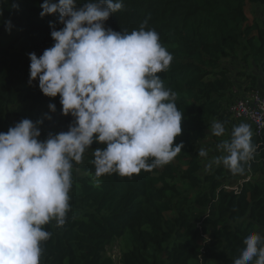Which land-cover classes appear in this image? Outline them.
<instances>
[{"label":"trees","instance_id":"1","mask_svg":"<svg viewBox=\"0 0 264 264\" xmlns=\"http://www.w3.org/2000/svg\"><path fill=\"white\" fill-rule=\"evenodd\" d=\"M58 2V0H54ZM88 0H77L82 6ZM44 0H0V132L13 127L21 102L42 105L47 99L61 112L60 97H47L38 79L29 85V53L38 57L53 46L50 22L56 30L59 13L40 16ZM122 8L105 22L114 31L155 30L172 55L169 68L157 73L176 93L183 113L182 133L174 143L182 151L169 164L142 170L131 177L105 175L94 179V142L73 162L70 210L63 226H44L40 264H234L243 241L256 232L264 236V130L256 134L250 122L233 116L232 69L224 59L252 60L264 77V19L250 17L249 6L264 0H121ZM11 21L10 31L5 22ZM249 80L243 94L258 86V77L239 70ZM239 91V90H238ZM66 132L73 122L62 117ZM20 119L15 121L19 122ZM214 121L222 122L230 139L234 126L250 125L255 152L245 165L250 178L229 174L223 166L206 171L199 153ZM243 174V175H244ZM241 181V182H240ZM177 182L180 185H175ZM126 233L130 247L119 263L107 248Z\"/></svg>","mask_w":264,"mask_h":264},{"label":"clouds","instance_id":"2","mask_svg":"<svg viewBox=\"0 0 264 264\" xmlns=\"http://www.w3.org/2000/svg\"><path fill=\"white\" fill-rule=\"evenodd\" d=\"M121 0H44L40 16L59 13L56 30L50 22L52 47L39 57L29 53V85L47 97H60L61 113L73 122L66 132L49 133L40 140L43 120L23 119L0 132V264H40L42 243L51 233L44 226L55 221L63 226L70 210L73 162L97 142L93 152L94 179L105 175L131 177L142 170L169 164L182 151L174 143L182 133L183 113L176 93L166 88L157 73L166 71L173 59L155 30L117 32L105 27ZM11 21L5 22L10 31ZM51 112L55 104H49ZM46 119L51 116L45 114ZM211 133L225 134L214 121ZM250 125L234 126L230 139L217 144L221 155L205 170L223 166L243 175L252 158ZM198 155L207 157L201 148ZM234 264H264V236L252 232L243 241Z\"/></svg>","mask_w":264,"mask_h":264},{"label":"rangeland","instance_id":"3","mask_svg":"<svg viewBox=\"0 0 264 264\" xmlns=\"http://www.w3.org/2000/svg\"><path fill=\"white\" fill-rule=\"evenodd\" d=\"M249 10L251 12V18H263L264 19V9L258 5V6H249ZM224 65L228 66L229 68L232 69L231 72V77L234 79V84L235 88L234 94L235 98H239L241 95L240 93L242 92L240 89L245 88L246 85L248 84L247 80L245 77H241L239 70H243L245 72H249L250 75H256V77L260 78L261 72L252 60L248 62H244L240 56H231L228 59H224ZM239 90V91H238ZM49 104H54L53 101L50 99H47L42 105H32L31 103H24L21 102L17 108L18 115L16 118L13 120V127L15 126L17 119L23 120V119H30L33 122L37 120H43V124L40 126V130H47V131H54L56 129H63V115L61 112H58V109L55 112H51L49 109ZM45 114L51 116V119H46ZM19 121V122H20ZM18 123V122H17ZM227 140V137L224 135L222 137H216L212 135L211 131H209L207 137L202 140L199 144V148H203L208 152L207 157H201V160L203 161L204 165H206L213 157L221 155L216 146L219 144L221 141ZM215 166V165H214ZM228 171V170H227ZM229 174H231L228 171ZM240 178L247 177L248 179L250 178L247 176V174L244 175H238ZM241 182V181H240ZM175 185H180L177 182H172ZM129 238L130 234L126 233L123 235L121 238L117 239L114 241L112 244H110L107 248V254L113 258V260L116 263H119L120 258L122 254L129 249L130 243H129ZM196 264V263H194Z\"/></svg>","mask_w":264,"mask_h":264},{"label":"built area","instance_id":"4","mask_svg":"<svg viewBox=\"0 0 264 264\" xmlns=\"http://www.w3.org/2000/svg\"><path fill=\"white\" fill-rule=\"evenodd\" d=\"M233 116L250 122L256 134L264 130V91L254 89L238 98L230 106Z\"/></svg>","mask_w":264,"mask_h":264},{"label":"crops","instance_id":"5","mask_svg":"<svg viewBox=\"0 0 264 264\" xmlns=\"http://www.w3.org/2000/svg\"><path fill=\"white\" fill-rule=\"evenodd\" d=\"M258 81H259L258 83V86H259L260 84H262V82L264 83V77L258 78ZM247 82L249 83V80H247ZM240 94H243V91Z\"/></svg>","mask_w":264,"mask_h":264}]
</instances>
